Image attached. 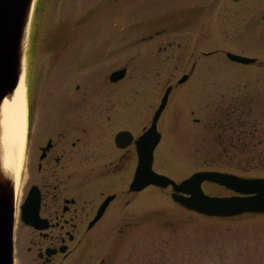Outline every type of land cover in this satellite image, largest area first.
I'll list each match as a JSON object with an SVG mask.
<instances>
[{
    "label": "rangeland",
    "instance_id": "1",
    "mask_svg": "<svg viewBox=\"0 0 264 264\" xmlns=\"http://www.w3.org/2000/svg\"><path fill=\"white\" fill-rule=\"evenodd\" d=\"M225 1L62 0V6L58 0L52 3L45 0L32 15L23 51L25 83L30 26L33 56L42 48L43 67L37 85L32 76L29 92L30 129L25 134L21 157L13 264H35L34 253L26 249L30 228L20 220L19 204L35 183L38 146L47 136L40 137L37 133L41 120L46 128L59 118L67 123L71 105L82 90L92 106L114 104L111 108L105 106L108 108L105 115H111L113 121L124 119L122 116L126 114L138 132L140 128L136 126L155 110L165 88L175 84L184 72L183 59L188 70V59H192L184 57L182 50L188 53L190 49H199L195 44L202 42L209 46L216 11L225 7ZM121 67L126 68L125 76L111 83L109 74ZM196 75L170 92L159 119L162 140L154 150V169L178 179L193 170L210 167L264 175V161L256 164L254 160L247 171L232 164L230 154L218 144L194 140L198 124L192 119L200 116L202 124L209 121L200 113L204 89ZM191 109L196 113L191 114ZM112 127L106 126L103 147L107 153L112 152L108 140L121 126ZM110 184L112 187L114 180ZM205 188L225 193L218 187ZM138 198L143 199L138 201L139 207L146 205L151 210H139L135 244L132 248L129 242L122 246L120 254L113 256V264H264V214L231 218L198 215L178 208L168 189L153 187L140 192ZM145 199H149L148 204L143 202Z\"/></svg>",
    "mask_w": 264,
    "mask_h": 264
},
{
    "label": "flooded vegetation",
    "instance_id": "2",
    "mask_svg": "<svg viewBox=\"0 0 264 264\" xmlns=\"http://www.w3.org/2000/svg\"><path fill=\"white\" fill-rule=\"evenodd\" d=\"M216 13L218 22L209 46L202 42L195 44L199 49H190L188 53L182 50L183 56L191 57L192 61L188 59L186 70L187 62L183 59L186 66L178 78L181 81L173 84L172 89L197 74L204 89L200 113L210 122L202 124L200 116L192 119L198 124L194 140L218 144L230 154L232 164L248 171L254 160L256 164L264 161V0H226L225 7ZM230 54L244 59L238 61ZM81 91L71 105L67 123L59 118L46 128L42 119L37 130L40 137L47 136L38 146L35 169L40 220L36 228L28 226L26 249L34 253L35 264H113L112 258L120 254L122 246L129 242L132 248L135 244L139 210H151L146 205L139 207L138 201L143 200H139V193L149 187L157 188L149 185L140 191L130 189L138 167L137 140L149 127L157 107L140 121L137 132L126 114L122 116L124 119L113 121L111 115H105V106L111 108L114 104L92 106ZM190 113L196 112L191 109ZM117 125L121 127L108 140L112 152L107 153L103 147L106 126ZM122 131L125 133L116 144L115 135ZM214 168H199L179 179L167 176L178 182L195 172L208 170L264 178ZM111 180L114 184L109 187ZM201 186L210 196L239 195L217 183L203 181ZM205 186L218 187L225 193L208 191ZM110 189L113 190L105 192ZM166 189L171 197V186L163 190ZM106 199L105 208L97 217ZM148 200L143 202L148 204Z\"/></svg>",
    "mask_w": 264,
    "mask_h": 264
},
{
    "label": "water",
    "instance_id": "3",
    "mask_svg": "<svg viewBox=\"0 0 264 264\" xmlns=\"http://www.w3.org/2000/svg\"><path fill=\"white\" fill-rule=\"evenodd\" d=\"M33 0H0V104L16 87L21 68V43ZM238 60L242 57L233 56ZM125 68L113 71L111 81L125 75ZM169 86L160 101L151 126L137 141L138 169L130 189L141 190L149 184L165 188L172 186V199L186 209L214 217H231L243 213H264V178H242L235 175L203 171L197 172L180 183L152 170L153 150L160 135L156 121L168 99ZM123 132L116 135V142ZM207 180L240 193L230 197L205 195L201 182ZM13 177L0 171V264H13L14 194ZM100 207L98 215L104 209ZM39 191L32 185L20 205V219L29 226L37 227L40 220Z\"/></svg>",
    "mask_w": 264,
    "mask_h": 264
},
{
    "label": "bare ground",
    "instance_id": "4",
    "mask_svg": "<svg viewBox=\"0 0 264 264\" xmlns=\"http://www.w3.org/2000/svg\"><path fill=\"white\" fill-rule=\"evenodd\" d=\"M33 6L31 7V10ZM29 15V20L31 13ZM29 20L21 43V68L19 80L14 90L8 93L0 104V171L13 177L14 219L17 199L21 194L20 170L25 134L29 132L26 122V84L23 65V51L29 31ZM22 203V202H21ZM21 203L19 205H21Z\"/></svg>",
    "mask_w": 264,
    "mask_h": 264
},
{
    "label": "trees",
    "instance_id": "5",
    "mask_svg": "<svg viewBox=\"0 0 264 264\" xmlns=\"http://www.w3.org/2000/svg\"><path fill=\"white\" fill-rule=\"evenodd\" d=\"M45 0H38L37 1V4H36V8H35V11L37 12L39 9H40V7H41V5L43 4V2H44ZM29 75H30V80H29V86L30 87H32L31 86V83H32V76L33 75H37V71H39L38 70V68H39V64H38V62H37V60H35V57L33 56V50H32V47H30V59H29Z\"/></svg>",
    "mask_w": 264,
    "mask_h": 264
}]
</instances>
